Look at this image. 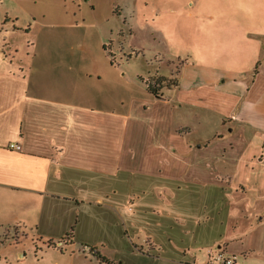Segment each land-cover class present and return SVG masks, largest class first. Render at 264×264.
<instances>
[{
    "label": "crops",
    "instance_id": "0c3cea01",
    "mask_svg": "<svg viewBox=\"0 0 264 264\" xmlns=\"http://www.w3.org/2000/svg\"><path fill=\"white\" fill-rule=\"evenodd\" d=\"M7 1L12 12L0 15L3 27V19L15 26L26 11L25 0ZM91 1H75L80 20L48 25L78 30L84 41L35 49L27 74L10 70L12 62L3 50L0 54V264H91V259L113 264L90 246L83 233L86 220L68 203L102 206V198L84 194L91 184L122 172L161 175L164 161L177 151L169 140L155 143L149 123L140 136L132 107L122 109V101L119 108L116 102L108 106L87 89L75 91L81 79L75 70H84L88 82L104 80L94 57L105 61V37L96 38L93 47L89 42L93 28L101 27ZM167 2L170 12L189 18L181 28L199 44L191 53L193 62H185L193 65V87L182 90L174 79L177 87L167 89L169 108L162 122L169 136L183 134L179 154L192 156L195 168L184 176L192 184L229 191L233 224L239 218L264 222V0ZM5 46L12 48L2 41L0 47ZM190 135L194 138L187 140ZM59 206L65 210L59 212ZM230 238L235 243L241 236ZM222 250L227 253L226 243L217 253Z\"/></svg>",
    "mask_w": 264,
    "mask_h": 264
},
{
    "label": "rangeland",
    "instance_id": "374dc122",
    "mask_svg": "<svg viewBox=\"0 0 264 264\" xmlns=\"http://www.w3.org/2000/svg\"><path fill=\"white\" fill-rule=\"evenodd\" d=\"M75 1L25 0L26 11L17 16L19 20L15 26L4 23L2 18L5 26H0L4 31L0 33V45L5 41L12 48L0 47V54L3 50L6 59L12 62L10 70L26 69L31 54L46 43L85 40L78 30L53 29L54 24L80 20ZM91 2L96 7L94 15L101 27L99 30L93 28L89 42L93 47L97 44L96 38L103 35L106 52L102 53L105 61L99 54L91 60L97 59L96 70L104 80L88 82L82 77L83 68L81 72L75 70L81 74L75 91L87 89L105 100L108 106L116 102L119 108L122 101V109L132 107V119L140 123V136L146 132L143 124L149 123L148 133L155 143L169 140L171 147L177 144V151L170 154V160L164 161L161 175L157 172L153 175L122 172L114 178H100L98 184L93 183L95 188L91 184L84 194L90 199L102 198V206L94 202L79 206L68 203L74 210H79L81 219L86 220L88 225L84 228L87 231L83 233L90 237L87 239L90 246L96 245L113 264H219L212 260L217 255V248H223L226 243L227 253L222 251L232 264H264V222L239 218L233 224L230 217L236 216V212L232 213L227 203L229 191L218 185L187 181L184 174L188 168L193 170L195 164L189 161L192 156L183 158L179 154L178 144L183 142V134L171 133L169 136L162 126L163 116L169 108L166 105L167 88L163 86L158 90L163 95L160 99L154 98L146 89L148 84L161 78H176L182 90L193 87L190 84L193 65L185 67V62H193L191 53L199 44L194 34L181 28L190 24L189 18L170 12L167 0ZM0 4V15L12 8L11 1L2 0ZM204 155L209 154L202 152ZM208 164L207 160L202 169ZM65 208L59 206L58 210L62 212ZM251 215L252 211L247 217ZM233 233L241 236L235 243L230 241ZM239 249L246 252L244 256L239 255ZM91 261V264H99L96 259Z\"/></svg>",
    "mask_w": 264,
    "mask_h": 264
},
{
    "label": "trees",
    "instance_id": "16d2710c",
    "mask_svg": "<svg viewBox=\"0 0 264 264\" xmlns=\"http://www.w3.org/2000/svg\"><path fill=\"white\" fill-rule=\"evenodd\" d=\"M166 86L167 89H172L177 87V83L175 80H168V79H156V81L152 82V84L147 85V91L154 96L156 99L162 98V95L159 94L158 90Z\"/></svg>",
    "mask_w": 264,
    "mask_h": 264
},
{
    "label": "built area",
    "instance_id": "2783aa9c",
    "mask_svg": "<svg viewBox=\"0 0 264 264\" xmlns=\"http://www.w3.org/2000/svg\"><path fill=\"white\" fill-rule=\"evenodd\" d=\"M10 149H19L14 145L9 146ZM213 262H219V264H232V260L230 258H226L223 253H217L215 258L212 260Z\"/></svg>",
    "mask_w": 264,
    "mask_h": 264
}]
</instances>
